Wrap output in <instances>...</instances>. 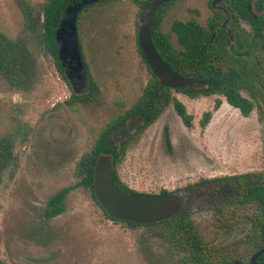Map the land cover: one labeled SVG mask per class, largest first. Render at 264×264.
Listing matches in <instances>:
<instances>
[{
  "label": "rangeland",
  "instance_id": "rangeland-1",
  "mask_svg": "<svg viewBox=\"0 0 264 264\" xmlns=\"http://www.w3.org/2000/svg\"><path fill=\"white\" fill-rule=\"evenodd\" d=\"M207 1L178 0L167 10L160 30L172 45H177L172 22L203 21L211 15ZM45 2L0 0V29L12 39L26 41L38 71L37 83L26 92L10 88L0 74V137L15 135L18 158V166L6 174L0 187V258L5 264H175L177 254L168 251L160 235L163 225L131 227L111 220L87 188L75 186L79 159L93 149L108 124L141 104L153 78L138 46L143 10L132 0H117L91 7L80 17L81 50L98 94L95 100L72 101L77 94L70 80L40 41L41 30L32 31L24 13L25 4L34 15L42 13ZM169 92L193 115V127H186L169 103L153 123L133 136L117 165L121 180L131 189L185 194L206 179L263 171L264 114L253 110L243 116L222 95L188 99ZM216 99L221 104L214 109ZM205 111H212V116L202 127ZM166 129L171 152L166 147ZM63 189L68 190L62 212L46 218L50 199ZM253 210L254 206L237 207L233 216L228 213L238 222L232 233H243L242 223ZM190 211L211 245L235 246L232 239L219 241V222L210 204L199 202ZM249 252H243V258Z\"/></svg>",
  "mask_w": 264,
  "mask_h": 264
},
{
  "label": "trees",
  "instance_id": "trees-1",
  "mask_svg": "<svg viewBox=\"0 0 264 264\" xmlns=\"http://www.w3.org/2000/svg\"><path fill=\"white\" fill-rule=\"evenodd\" d=\"M117 0H98L95 3L89 4L78 13L80 17L91 7L109 3ZM141 10L149 7L151 0H132ZM249 2L250 0H244ZM72 0H46L42 9V13L34 15L29 5L25 4L24 13L26 20L29 23V28L34 31H39L40 41L45 46L47 51L52 53L57 61L63 77L66 78L64 67L58 59V46L55 40V30L60 21L65 17L66 7L70 5ZM175 0L164 3L158 7L152 17L151 36L155 48L163 58V60L174 70V65L184 68L190 65L193 69L202 73L203 79L211 81V87L203 91V95H210L216 92L225 97L226 102L239 109L243 116H249L255 108V97L250 99L245 97L240 89L242 87L251 86L255 76L259 72L256 67V62L253 56L244 59L241 56L234 55L228 50L227 44L219 40L218 29H207L196 19L187 21L174 20L172 22V31L177 37L179 49H176L170 42L168 36L160 30L161 21L167 10ZM264 4V0H263ZM213 33L215 36L212 38ZM81 46V44H80ZM140 54L144 59L139 48ZM219 55L224 59V63L230 70L223 76L218 70ZM262 56L257 59L263 63L264 49ZM147 66V61L144 59ZM237 65V69L235 68ZM150 69V67H149ZM151 71V69H150ZM152 72V71H151ZM0 74L6 79L10 88L18 91H30L38 81V71L36 58L30 50L26 41L21 38L12 39L0 29ZM153 78L145 87L142 98L146 96L153 98V93L156 90L161 91V95L165 96V102H161V106L154 111L151 116L147 117V123L153 122L159 114L164 110L165 106L172 103L175 111L180 116L184 125L188 128L193 127V115L188 112L186 105L178 98L170 95L169 87H162L159 81L152 73ZM219 80V82H218ZM90 93L85 96H76L71 99L90 101L95 100L97 96V84L90 78L89 82ZM179 90L189 92L191 96H200L194 93L189 87L178 88ZM70 103V100L68 101ZM142 103V102H141ZM221 104V99H216L214 109H217ZM142 111V107L135 105L127 113L120 115L113 123L108 124L99 134L95 141L94 147L90 152L84 153L77 162L75 167V175L79 178L76 185H81L90 191V194L96 204L102 209L94 197L92 189V172L96 156L104 152L114 153V176L118 187L125 192L136 193L125 182H123L117 172V165L120 160L121 152L113 145V141H106V138L111 134L112 129L126 121L129 113L134 111ZM212 111H205L200 119V125L205 127L211 119ZM165 136H167L165 132ZM16 137L14 134H6L0 137V187L4 183L5 176L8 172H12L18 166V158L15 154ZM167 149L170 150L171 145L166 137ZM124 148V145H123ZM122 151V150H121ZM244 181V185L240 186L238 197L239 203H254V210L251 215L246 216L249 219L250 225L253 228L254 236V251H259L264 248V169L262 172L243 173L238 175ZM68 189H63L55 194L49 201V207L45 210L46 218L54 217L62 212V198ZM169 193L163 189L161 194ZM224 205L219 204L213 209L217 218L222 217ZM103 210V209H102ZM105 215L114 221L127 223L131 227H150L161 224L163 228L160 235L167 241L168 251H172L176 255L175 264H225L226 259L220 258L215 248L207 240H204L199 232L196 224L191 218V211L188 207L183 208L174 216L162 220L157 223L141 225L130 221H121L109 217L103 210ZM249 223V222H248ZM247 223V224H248ZM258 262L264 264V252L259 255ZM0 264H5L0 258Z\"/></svg>",
  "mask_w": 264,
  "mask_h": 264
},
{
  "label": "flooded vegetation",
  "instance_id": "flooded-vegetation-1",
  "mask_svg": "<svg viewBox=\"0 0 264 264\" xmlns=\"http://www.w3.org/2000/svg\"><path fill=\"white\" fill-rule=\"evenodd\" d=\"M177 1L178 0H175V2ZM206 6L211 11V15H209L203 21L201 20L198 21L202 25H204L207 29H218L219 40H221L220 42H223L224 39L227 44L228 50L231 51L234 55L241 56L244 59H248L249 57H251V55L253 56L254 61L256 62L257 70L259 72H257L258 74L255 76L252 85L249 87L248 86L242 87L240 89V92L245 97H248L250 99H253L255 97V108L253 110L261 114H264V59H263V63H261L260 60L257 59L258 56H261V58H263L262 50L264 49L263 0H250L249 2H245L244 0H208ZM214 36L215 34L213 33L212 38ZM176 42H177L176 45L177 47L174 45L173 46L176 49H179V43L178 41ZM173 67L174 69L178 70V72L175 71L176 73L181 74L182 76L190 80V82L195 83L197 85L195 87H191L190 89L194 93L200 94V96L203 95L202 94L203 91L208 90L212 86L211 81H207L203 79L202 73L201 72L199 73L197 69H193L190 65H186L184 68L182 67L180 68L176 65H174ZM235 68L237 69V65H235ZM66 69L67 68L64 67V72H66ZM218 70L221 76H223L225 73H227L230 70V68L224 63V59L220 55H219ZM89 82L90 79L86 86L81 87V82L78 79V74H76L71 84L72 90L79 97L85 96L91 92L89 89ZM169 91L178 92L184 95L188 99H195L199 97V96H195V97L191 96L189 92L179 90L178 88H170ZM160 93L161 91L156 90L153 93H151L154 96L153 98H151L150 95L149 97L146 96L144 99L141 98L142 103L138 105L142 107V111L138 110L128 114L125 122H129L128 129H134V132L129 133L125 137V139L121 142L120 147L117 148V150L121 152V154L124 151L127 142L131 140L133 136H137L139 132L142 131L145 125L153 123L165 110L168 104L165 106L164 110L159 114V116L153 122L147 123V117L149 116V114L151 116V114L154 111H156L158 107L161 106V102H165V96L161 95ZM214 94L219 95L218 92ZM165 132L167 134V136H165V141L167 137L171 145V148L169 150L171 152L172 144L168 133V129H166ZM109 136L111 138V134ZM238 175H234L233 177H222L215 179L213 180L215 181V183H213V181L209 179L200 181L199 185L191 186L189 190L184 191L185 194H183L185 199L184 206L188 207V209L192 208V206L194 205L193 196L198 192H199L198 194H200L201 197L204 196L205 203L210 204L212 208H214L218 204L219 206L224 205L223 207L224 212L222 214V217L219 218L216 217L217 221L219 222L218 224L219 241H222L224 238H228L227 241L231 239L233 241H236L235 246L233 245L225 246L223 243L219 244V246L216 247L214 246L215 251L219 254V259L223 258L227 260L225 264H249L252 255L255 252H257L254 251V236L252 233L253 228L252 225H250V221L248 218H246V221L242 223L246 225L242 227L243 233L234 234L231 232L233 229L238 228V222L234 218L229 217L228 213L231 212V216H233L234 208L237 207L248 208L250 206H254L253 202L239 203L240 201L238 200L239 199L238 192L240 186L244 185V181L240 179ZM136 193H142V192L136 191ZM208 193H211V196H208L207 195ZM156 194H161V192ZM252 212L249 213V215H251ZM203 239L207 240L204 237ZM239 248H242L243 252L250 251L248 254L249 255L248 258L246 259L243 258L244 256V255L242 256L243 252L240 251Z\"/></svg>",
  "mask_w": 264,
  "mask_h": 264
},
{
  "label": "water",
  "instance_id": "water-1",
  "mask_svg": "<svg viewBox=\"0 0 264 264\" xmlns=\"http://www.w3.org/2000/svg\"><path fill=\"white\" fill-rule=\"evenodd\" d=\"M66 7L65 17L55 30V40L58 46V59L66 67L65 75L71 84L75 75L81 82V87L88 84L89 73L82 54L78 37L77 20L81 8L98 0H72ZM171 0H151L148 8L141 14L138 26V46L159 85L169 88H191L197 86L181 74L176 73L161 57L152 40L151 23L158 7ZM129 122L117 124L106 141L112 139L117 148L125 137L133 132L128 129ZM92 189L94 197L106 212L114 219L130 221L141 225L153 224L176 215L184 206V196L180 192L166 194L129 193L122 191L114 176V153L100 152L95 159L92 172ZM204 201V196L197 194L194 205ZM198 202V203H197ZM197 203V204H195ZM264 248L255 252L249 264H260L258 257Z\"/></svg>",
  "mask_w": 264,
  "mask_h": 264
}]
</instances>
